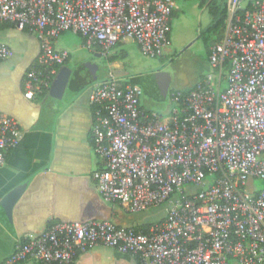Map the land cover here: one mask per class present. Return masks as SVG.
I'll return each mask as SVG.
<instances>
[{
  "label": "built area",
  "instance_id": "1",
  "mask_svg": "<svg viewBox=\"0 0 264 264\" xmlns=\"http://www.w3.org/2000/svg\"><path fill=\"white\" fill-rule=\"evenodd\" d=\"M175 9L176 0H0V25L39 41L40 70L24 80L32 99L68 58L53 49L60 34H79L104 58L126 38L142 55L163 57ZM11 56L0 44V61ZM208 58L217 79L172 93L167 115L142 108V87L122 86L113 73L89 90L98 195L128 212L167 203L161 222L141 231L111 220L54 221L0 264H73L96 246L137 264H264V187L245 190L264 181V0H227L224 33ZM22 138L19 122L0 113V168Z\"/></svg>",
  "mask_w": 264,
  "mask_h": 264
},
{
  "label": "crops",
  "instance_id": "2",
  "mask_svg": "<svg viewBox=\"0 0 264 264\" xmlns=\"http://www.w3.org/2000/svg\"><path fill=\"white\" fill-rule=\"evenodd\" d=\"M169 41L171 46L170 34ZM0 44L12 51L9 59L0 61V113L16 119L23 130V138L7 152L5 164L0 168V203L10 192L24 185L12 207L10 226L4 223L0 212L2 262L12 254L17 241L27 234L40 235L54 221L85 223L113 221L116 215L119 218L117 206L100 198L92 179L94 171L101 167V161L93 152L94 109L88 100L91 87L83 90L93 82L89 81L93 77L100 82L110 73L116 78L128 75L122 63L127 53L117 50L129 45L138 46L126 38L104 58L97 47L85 51L79 34L64 32L53 41V49L67 51L68 58L57 68L50 88L54 79L69 69L78 75L76 89L73 91L68 87L62 99L51 96L50 88L34 93L33 98L28 99L24 80L29 70H40L37 66L39 41L27 31L0 25ZM169 50L163 57L171 53ZM137 75L140 76L120 78L119 82L125 84ZM18 264L39 263L28 260ZM73 264H137V260L113 249L96 246L78 255Z\"/></svg>",
  "mask_w": 264,
  "mask_h": 264
},
{
  "label": "rangeland",
  "instance_id": "3",
  "mask_svg": "<svg viewBox=\"0 0 264 264\" xmlns=\"http://www.w3.org/2000/svg\"><path fill=\"white\" fill-rule=\"evenodd\" d=\"M208 2L209 0L204 2L176 0L177 10L172 19L170 31L171 46L170 50L169 48L166 50L171 52L170 55L157 58L146 57L135 45L117 50L118 53L121 51L127 53L122 63L128 75L121 76V79L136 74L147 75L156 71L164 73L169 78L165 99L157 100L149 94H143L141 105L144 108L167 115L175 107L170 99L172 93H185L208 75L217 79L216 71L209 63L208 48L221 40L225 23L216 30L206 31L211 22L206 8ZM84 50L89 51L86 48ZM120 78L117 76V80ZM255 186L262 189L264 181L254 180L247 183L246 192H250ZM167 208V203L141 212H128L117 207L119 218L116 215L113 221L125 223L132 228L155 225L166 217Z\"/></svg>",
  "mask_w": 264,
  "mask_h": 264
},
{
  "label": "water",
  "instance_id": "4",
  "mask_svg": "<svg viewBox=\"0 0 264 264\" xmlns=\"http://www.w3.org/2000/svg\"><path fill=\"white\" fill-rule=\"evenodd\" d=\"M62 75L57 76L50 88V95L56 98L62 99L63 95L65 94L67 88L76 89V84L78 82V75L73 74V72L69 69L61 72ZM139 76V75H137ZM132 77L129 80L130 84L138 85V77ZM163 80H162V79ZM93 81L84 88L83 91H86L96 82L95 77L90 79ZM95 81V82H94ZM168 81L169 78L162 72L156 71L150 74H147L144 82L146 84L147 94L151 95L157 100L165 99L167 92H168ZM74 91V90H73ZM24 189V185L13 190L7 196L4 197L2 202L0 203V212L3 216V221L7 225H11L10 222L12 221V207L19 199L20 195L22 194Z\"/></svg>",
  "mask_w": 264,
  "mask_h": 264
},
{
  "label": "trees",
  "instance_id": "5",
  "mask_svg": "<svg viewBox=\"0 0 264 264\" xmlns=\"http://www.w3.org/2000/svg\"><path fill=\"white\" fill-rule=\"evenodd\" d=\"M201 1L204 2V0H201ZM226 5H227V0H209V2L206 4V8H207V12H208V15L210 17L211 22H210V25L206 31L209 32L211 30H216L220 26L224 25V23L226 21ZM175 15H176V11L174 10L172 12L171 21L175 17ZM171 21H170V27H171ZM3 25L11 27V25H9V24H3ZM208 53H209V48H208ZM89 81H91V80H89ZM124 83L125 84L122 83L121 85L124 86V85H126V83L128 84L129 80L124 82ZM138 85L142 87L143 94H147L145 82H141ZM149 226L148 225L142 226V227L136 228V229L141 230V231H147Z\"/></svg>",
  "mask_w": 264,
  "mask_h": 264
},
{
  "label": "flooded vegetation",
  "instance_id": "6",
  "mask_svg": "<svg viewBox=\"0 0 264 264\" xmlns=\"http://www.w3.org/2000/svg\"><path fill=\"white\" fill-rule=\"evenodd\" d=\"M138 77V82L141 83V82H144V78L146 77V75H140V76H137ZM162 79V78H161ZM164 79V78H163ZM162 79V80H163Z\"/></svg>",
  "mask_w": 264,
  "mask_h": 264
}]
</instances>
